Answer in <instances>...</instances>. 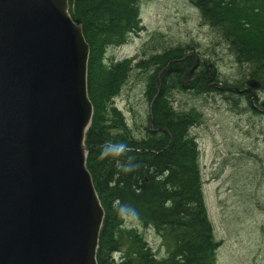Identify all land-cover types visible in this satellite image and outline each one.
<instances>
[{
  "label": "water",
  "instance_id": "1",
  "mask_svg": "<svg viewBox=\"0 0 264 264\" xmlns=\"http://www.w3.org/2000/svg\"><path fill=\"white\" fill-rule=\"evenodd\" d=\"M88 52L68 0H0V260L7 264H67L68 253L75 264H97L103 210L85 166Z\"/></svg>",
  "mask_w": 264,
  "mask_h": 264
},
{
  "label": "trees",
  "instance_id": "2",
  "mask_svg": "<svg viewBox=\"0 0 264 264\" xmlns=\"http://www.w3.org/2000/svg\"><path fill=\"white\" fill-rule=\"evenodd\" d=\"M109 1L113 5L106 8ZM142 1L144 0H69L72 17L81 24L89 45L88 92L94 102V113L86 137L87 165L105 211L97 250L98 264H186L187 260L198 256L202 264H215L216 246L213 247L212 234L209 236V231L212 233L213 228L202 207L197 188L198 175L184 179L170 172L163 180H159L153 174L152 168L144 169L136 162L130 163L121 156L108 154L107 151H104L103 158L97 161L99 147L96 144L100 146V143L107 142L106 146L110 148L125 146L126 150L121 149L122 155L136 152L130 143L131 138L128 140L124 138L125 135H111L106 127H103V122L106 118L118 121L115 109L111 111L106 107L112 85L119 86L120 78L116 77L117 65L113 63L114 54L111 48L128 36L124 32L136 29L133 21L138 17V7ZM190 2L197 8L200 18L226 41L224 44L232 49L236 59L248 68L243 76L236 79L238 86L241 88L247 78H255L264 90V0ZM117 8L121 11H117ZM130 8L133 9L134 15L129 16L123 12ZM223 11L228 12L230 18L225 16ZM186 49H189V46H186ZM164 50L162 52L165 58ZM151 51L148 53L157 54V51ZM167 54V59H163L166 64L165 73L158 74L160 68L151 71L153 65H150L151 72L147 73L150 77L146 84L149 99L154 95L157 96L156 99H160L161 95L169 113L173 103L167 100L166 96L170 90L166 88L165 92L159 85L162 87L163 77L169 74V69L182 62L179 59L183 53L175 47L172 49V56L179 59L168 57L170 53L168 56ZM126 77L124 74L125 81ZM179 89L186 90L185 87ZM239 95L249 101L244 93ZM251 109L254 110L253 103ZM159 114L156 106L155 117H159ZM166 124L169 127V123ZM113 126H116V129H124L120 125ZM108 147H105L106 150ZM155 160L159 167H169L174 158L168 159L161 155ZM175 167L181 169L185 166L175 164ZM182 173L189 176L188 171L185 173L183 170ZM165 185L170 192L163 188ZM177 192L178 196L171 198L167 203V206L170 203L172 218H161L162 222L156 220L153 215L157 210L155 206L160 194L175 195ZM163 207L167 208L166 204L161 209ZM124 220L127 221L126 229L121 226ZM148 223L153 225L162 240L160 245L165 252L161 256L142 241L141 234L136 230L137 225ZM124 237L129 239L130 243H126L129 247L125 250L126 254H121L117 260L112 256L111 250L118 249ZM194 252L196 255H193Z\"/></svg>",
  "mask_w": 264,
  "mask_h": 264
},
{
  "label": "bare ground",
  "instance_id": "3",
  "mask_svg": "<svg viewBox=\"0 0 264 264\" xmlns=\"http://www.w3.org/2000/svg\"><path fill=\"white\" fill-rule=\"evenodd\" d=\"M189 3L190 0H186ZM141 4V3H140ZM113 5L111 1L107 4L106 8H109ZM231 4L229 3L228 6ZM129 6V5H128ZM127 7V6H126ZM196 8V7H195ZM138 17H136L133 21V26L136 27L135 30H130L127 33L124 32V34L128 35L125 37L124 40L117 42L115 45L120 46V45H125V42L130 41L132 38H139L143 39L144 42H141V45L149 44L152 42V38L150 40H146L147 38H144L143 33H144V27L145 23L142 21L140 11L141 7L139 5L138 7ZM197 9V8H196ZM133 9H127L123 10L127 15H134L132 12ZM117 11H121V9L117 8ZM198 11V10H197ZM225 16H229V13L226 11H223ZM217 36L220 38L221 42L225 43L226 41L217 33ZM159 46H163V43L160 41L157 42ZM189 46V53H185V50H182L183 54L181 55L182 57L179 59L180 62L179 65H176L169 69V74H165L167 77H163L162 80V87L161 89H164L166 92V88L170 90L169 95L166 96L167 100L171 101L173 103L176 100V97H179V93L183 92L179 88L180 87H185L186 93L188 96V99L182 107L179 109L180 111L175 112V108L170 105V112L168 113L166 111V106L165 102L162 99V96L160 95V99H156V95L152 96L149 99V95L147 92V89H144L142 92V99L148 98L146 101L148 103V111L145 112L146 116L145 119L148 120V122H143L142 119L137 117V119L134 121L131 119V115H128V108L126 106H122L121 108L118 107L119 103L122 101L121 96L126 95L122 94V91L124 90V86L126 85V81L123 78L124 74L127 73V75L130 76V79L135 78L137 81L141 80L144 76L147 75V73H150L153 69L156 71L160 68L161 71L158 73L163 74L165 73V68L166 64L162 60V55H163V50L157 51V54H151L145 52H137L136 58L137 62L134 63L133 59L129 57V55L125 56H118V52L116 54V60L113 61L115 63V72H116V77L119 78V86L112 85V89L109 92V98L106 107L110 109L111 111L115 109L116 114L118 117H116V120L114 121L113 119L106 118L103 122L104 128L109 131L111 135H116V136H124L128 140L131 138L130 143L133 148H135L136 152L129 153V154H121V149L126 150L125 146H122L119 148L114 147L110 148L106 146L108 143L105 142L100 143L96 146L99 147V151H97V161L101 160L103 158V153L104 151H107L108 154L121 156L124 159L128 160L130 163L136 162L139 166L143 167L144 169L146 167L152 168L153 174L159 179L163 180L170 172L173 173L176 176H180L184 179H189L190 176L192 175H198V183H197V188L201 197V203L203 210L205 209L206 211V219L210 221V218L208 217V210L206 208V202L204 198V191H203V182L205 180L204 178V172H205V159H206V153L211 155L212 158H214V163L216 164L215 167L216 169L219 166L222 165H227L232 157H245L249 154L251 151L250 145L248 143V140L246 139L244 141V144L241 148H238L237 150H233L231 147H229V144H234V134L236 132H244L245 136L247 138L250 137L251 131L260 129L259 120L264 118V90L261 88V84L259 81H257L255 78H247L245 81V84L241 86V88L238 86L239 83L233 79L231 80L230 78L226 77L228 76L226 72L223 70L219 69L214 61L210 60L209 57L211 55V52H207L206 54L203 55H194L191 54L190 51H192V47ZM143 47V46H142ZM180 46H176V48H179ZM122 50V49H121ZM227 53L230 55V58H232L237 65L242 67L241 71L242 74L247 72V68L245 67V64L240 63L235 55L232 52V49L228 46L226 47ZM153 52V51H152ZM60 56H64L62 52H59ZM108 53V52H107ZM156 53V52H155ZM134 54V53H132ZM153 56L155 59V62L149 71V66L150 64V57ZM231 59V60H232ZM203 64H202V63ZM151 67V66H150ZM134 71L131 74H128L130 72ZM137 72V74H135ZM149 71V72H148ZM122 72L124 74H122ZM183 72V74H182ZM241 74V76H243ZM246 75V74H245ZM160 76V75H159ZM127 78V77H126ZM249 80H254L255 82L258 83V85L253 81L252 83H247ZM139 86V85H135ZM85 87L90 99V104L91 106H94V102L91 99V96L88 92V71L85 74ZM158 88V87H157ZM133 89V88H131ZM159 90V88H158ZM240 93H244L246 96H248L249 101L244 99L243 97L239 95ZM209 97L212 100L216 97L219 99L228 100L234 107L238 106V110L241 109L237 115L241 114H248L253 117L255 116V112L257 111L256 114L259 116H256V122L251 121L253 124L252 126L251 123L247 122L242 123L239 126L234 127V129L226 135V137L223 139V151H219L217 145H211L210 147H207L205 143L201 141L200 135L203 133L204 129L209 126L207 123V119L205 116H203V112L201 113L197 108H194V105L192 106L193 100L190 97ZM117 98V99H116ZM164 98V99H166ZM255 100V101H254ZM220 101L216 100L213 101L212 104H219ZM240 103V104H239ZM251 103H253V108L254 110H251ZM239 105L241 107L239 108ZM159 110V117H155V109ZM173 107V108H172ZM215 106H213L210 110L214 111ZM181 112V113H180ZM144 113V112H143ZM155 118V119H154ZM154 119V120H153ZM169 119V120H168ZM169 121V122H168ZM166 123H169V127L167 126ZM113 125H120L124 129H116ZM145 125V126H144ZM112 126V127H111ZM168 127V128H167ZM254 131V132H255ZM261 134V133H260ZM264 139V137H263ZM264 141V140H263ZM110 145V144H109ZM112 146V145H111ZM105 147H108L106 150ZM113 147V146H112ZM87 151H86V157H85V166L89 171V167L87 165ZM150 153V154H149ZM161 155H164V157H167L168 159L174 158L172 162L169 163V167L164 166V167H159V163L154 161L156 157H159ZM16 156V155H15ZM8 157H13V155L8 156ZM255 159H259L257 156H255ZM242 161L245 163L246 159L242 158ZM240 163V162H239ZM2 158H0V175H3L4 172L1 170L2 169ZM175 164H180L181 166L184 165L185 167H182L181 169H176ZM247 164V162H246ZM186 173L188 171L189 176L186 174H183L182 171ZM262 171H260V174ZM259 174V175H260ZM91 176V173H90ZM92 184L95 189L97 198L99 200V208H102L103 210V216L101 220V225L99 228V231H101L102 226H103V221H104V216H105V211L103 204L101 202V199L99 197L98 191L96 189V186L93 182L92 176H91ZM264 180V173H263V179ZM242 186H238L235 192L238 194L239 198H244L245 192L247 191L248 187L251 185V182H242ZM163 188L166 189V192H170V189L165 185ZM257 193V192H256ZM164 193L160 194L157 200V210L154 212V218L158 220L159 222H162L161 218H172V209H170V203L169 206H167V203L171 198L177 197L178 192L175 195H170L166 193V195H163ZM261 198L264 201V182L261 184ZM161 203V204H160ZM166 204L167 208H162V206ZM211 222V221H210ZM127 224V221L124 220V222L121 224L122 228H127L125 225ZM213 228V226H212ZM136 230L141 234V239L142 241H145L149 247L153 249V252L157 253L159 256L161 254H164L165 250L162 248L160 245L161 243V238L159 234L155 232V229L152 224H141L136 226ZM149 232H151L154 236L159 238V244H155V247L152 245L150 246V242L147 238L149 235ZM212 234V239H213V247L215 248V264H218L217 262V254L219 249L223 246L222 241L217 239L216 232L214 228L209 231V236L211 237ZM176 235V233H175ZM120 245L118 249H113L111 250L112 256L116 258L117 260L119 259V256L121 254L125 255L126 254V249L129 247L127 246L126 243H130L129 239L127 237H124V241L121 239ZM149 243V244H148ZM98 253L95 252L94 259L97 262L98 261ZM193 255H196L195 252ZM78 256V255H77ZM79 258V257H78ZM41 262L46 261L47 264H55V263H50L48 259L46 258H41ZM76 253H68V259L67 264H75L76 263ZM0 264H7L5 260H0ZM186 264H202L199 256L197 258H193L192 260H187Z\"/></svg>",
  "mask_w": 264,
  "mask_h": 264
},
{
  "label": "rangeland",
  "instance_id": "4",
  "mask_svg": "<svg viewBox=\"0 0 264 264\" xmlns=\"http://www.w3.org/2000/svg\"><path fill=\"white\" fill-rule=\"evenodd\" d=\"M140 7V15L145 23L143 36L147 38L146 40L151 38L153 40L149 44L141 45L143 39L135 38L131 44L120 50L118 56L165 49V58L162 55V60L167 59L166 53H170L169 56L167 54L168 57L179 59L172 56V49L179 45L177 49L180 51L185 49L186 54L189 53L186 46L190 45L192 47L190 53L196 56L211 52L209 59L211 58L219 69L227 73L226 77L236 80L241 76L242 67L230 58L227 46L221 42L215 30L200 18L199 12L191 3L186 0H144ZM158 41L163 43V46H159ZM154 62V57L150 56L151 66ZM148 77L150 76L146 75L141 80L134 81V78L130 79L127 75L126 85L122 91V94L126 95L121 96L122 101L118 105L119 108L126 106L128 115L133 112L131 119L135 121L140 117L142 123L148 122L145 119L148 98L142 99V92L147 89ZM181 91L183 92L178 94L179 97H176L172 105L175 112L180 111L181 105L189 100L187 97L189 93H186V90ZM190 98L193 100L192 106L203 112L209 124L200 135L201 141L207 147L217 145L220 152L225 146L223 139L234 127L242 123L247 125V122L252 126L251 121L256 122V116H259L256 113L252 118L248 114L237 115L241 109L238 110V106L234 107L228 100L216 97L212 100L200 96ZM216 100L220 103L213 105L212 102ZM213 106L215 109L211 111ZM257 123L261 128L254 130L255 132L252 130L249 138L244 132L238 131L232 139L234 144H229V147L237 150L247 139L251 148L247 156L232 157L227 165L216 169L214 158L206 153L204 198L217 239L223 244L217 254L218 264H264V201L261 198V184L264 182L261 180L264 173V118ZM255 156L259 159H255ZM242 158L246 159L247 164ZM244 181L251 182V185L245 192L246 197L239 198L235 190L239 185L242 186L241 183ZM147 238L150 246L155 247V244L160 242L151 232Z\"/></svg>",
  "mask_w": 264,
  "mask_h": 264
}]
</instances>
